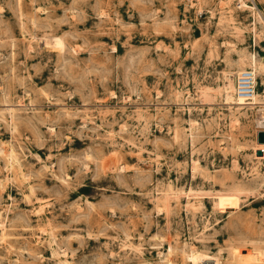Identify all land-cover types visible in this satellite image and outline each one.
Wrapping results in <instances>:
<instances>
[{
  "label": "rangeland",
  "instance_id": "rangeland-1",
  "mask_svg": "<svg viewBox=\"0 0 264 264\" xmlns=\"http://www.w3.org/2000/svg\"><path fill=\"white\" fill-rule=\"evenodd\" d=\"M259 130L264 0H0V264H264Z\"/></svg>",
  "mask_w": 264,
  "mask_h": 264
},
{
  "label": "water",
  "instance_id": "water-1",
  "mask_svg": "<svg viewBox=\"0 0 264 264\" xmlns=\"http://www.w3.org/2000/svg\"><path fill=\"white\" fill-rule=\"evenodd\" d=\"M257 144H264V130H259L256 133Z\"/></svg>",
  "mask_w": 264,
  "mask_h": 264
},
{
  "label": "bare ground",
  "instance_id": "bare-ground-1",
  "mask_svg": "<svg viewBox=\"0 0 264 264\" xmlns=\"http://www.w3.org/2000/svg\"><path fill=\"white\" fill-rule=\"evenodd\" d=\"M258 145H264V144H258ZM213 262V261H212Z\"/></svg>",
  "mask_w": 264,
  "mask_h": 264
}]
</instances>
